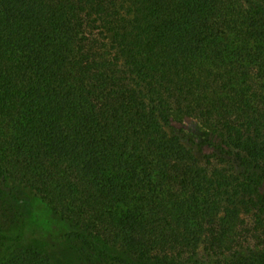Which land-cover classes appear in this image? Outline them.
<instances>
[{
	"label": "trees",
	"instance_id": "16d2710c",
	"mask_svg": "<svg viewBox=\"0 0 264 264\" xmlns=\"http://www.w3.org/2000/svg\"><path fill=\"white\" fill-rule=\"evenodd\" d=\"M24 196L74 264H264V0H0V216Z\"/></svg>",
	"mask_w": 264,
	"mask_h": 264
},
{
	"label": "rangeland",
	"instance_id": "374dc122",
	"mask_svg": "<svg viewBox=\"0 0 264 264\" xmlns=\"http://www.w3.org/2000/svg\"><path fill=\"white\" fill-rule=\"evenodd\" d=\"M181 128L190 138H200L205 134L203 128L194 119L183 118ZM7 213L4 217L0 216L1 256L14 249L31 248L58 264L78 262L79 244L68 238L67 227L39 202L24 196L23 200L14 204ZM15 215L18 217L17 222H12L9 217Z\"/></svg>",
	"mask_w": 264,
	"mask_h": 264
}]
</instances>
